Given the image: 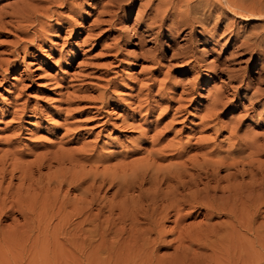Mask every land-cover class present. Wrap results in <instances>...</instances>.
<instances>
[{
	"label": "rangeland",
	"instance_id": "obj_1",
	"mask_svg": "<svg viewBox=\"0 0 264 264\" xmlns=\"http://www.w3.org/2000/svg\"><path fill=\"white\" fill-rule=\"evenodd\" d=\"M184 10L0 0V264H264L258 189L247 207L223 210L229 189L264 182V150L226 158L232 134L264 146V19ZM201 153L228 191L211 203L186 190L174 210L171 199L145 210L157 184L141 174L174 175L173 161L194 173ZM95 173L141 188L93 184Z\"/></svg>",
	"mask_w": 264,
	"mask_h": 264
},
{
	"label": "bare ground",
	"instance_id": "obj_2",
	"mask_svg": "<svg viewBox=\"0 0 264 264\" xmlns=\"http://www.w3.org/2000/svg\"><path fill=\"white\" fill-rule=\"evenodd\" d=\"M184 1L185 0H179V4L185 3L187 6V10H184L183 11L184 13L178 12V13H180V15L182 14L183 16L189 14L190 11L192 9H194V11L197 12L196 13L197 15L198 14L199 15H203V14L205 15V13H203L202 11H205V12L208 11L209 12L208 15L204 16L206 18V20L213 17L211 15L213 10H221L220 11L221 14H224L226 11H228V12L234 14L235 16L237 15L238 17H242V18H251V19L261 18V19H264V0H200L201 4H203V1H204L203 7H207V9H205V10L204 9L200 10V9L196 8L194 5H193L194 8H190V6L192 4L190 5ZM200 3H198V4H200ZM23 8L17 14L18 15L20 14V17H22V18L24 17V20H25L26 10H25V8L24 9ZM178 13H177V15H179ZM180 15H179V17H180ZM197 15L194 16L191 21H186V19L185 20L182 19L180 22L181 26L184 25V26H190L193 28V25L195 24L196 20L198 19ZM183 16H182V18H183ZM214 17H215V15H214ZM222 17H223V15H222ZM184 18H186V17H184ZM218 21H221V16L218 18ZM201 25L204 26L202 22H201ZM228 140H229L230 148L227 151L226 158L229 157L231 160H233V163L237 160V158L235 157L236 154L240 155L245 150H248V149L251 150L250 155H253V154L258 155V149L264 150L263 144L261 145V144L257 143L256 138H254L252 140L243 139V138L238 137L236 134H232L228 137ZM210 154L209 153H206V154L201 153L200 154L201 157H199V155L195 156L196 161H197L195 164H193V167H194L193 169L195 170V172L191 173V174L188 173L187 171H185L187 169L177 168V167L185 166V164L180 163L179 161H173L170 163L171 168L176 169V173L174 175L171 173H167V174H169V175H167V174H165L166 173L165 171H163V172L161 171V173H160L159 170L158 171L155 170L150 175V177L148 178L147 177V174L149 172L148 169L145 171V173H142L141 175H143V174L145 175V176H142V180L144 182L147 183L149 181V183H151V184H155V183L157 184V186L155 187V190L153 191V194L148 196L151 199H150V203L147 204V206L149 208H145V210L152 209L153 212L155 213L157 208L159 209L160 207L161 208L165 207L170 199H171V205L170 206L172 207V210H174L175 207H177V205L184 203L183 202V199L185 196L184 191H186V190L193 191V193H195V194H200V198L198 200H200L201 198H202V200L210 198L211 200H213V201H209L211 203L214 202L215 198L217 197L218 191H221V190L223 192L228 191L227 190V187L229 188L228 185H227V187H220V182L222 181V179L218 177L217 171L213 168V164L215 162H217V160L207 158V156H209ZM177 158H182V157L180 155ZM198 158H200V159H198ZM89 159L91 160V158H89ZM227 160H225L224 163H226ZM94 162H96V161H94ZM95 166H97V165H95ZM44 167H45V165L41 163L37 167L36 171H34L33 173H36L37 171L41 170ZM234 167L236 168L237 171H239L240 173H243L242 170H239L236 165H234ZM2 170L3 171L1 173L2 178L0 177V184L4 181L6 175H9L6 168H2ZM168 172H170V171H168ZM187 174H188L187 177H189L190 179L185 181V182L182 181L183 177H185ZM202 174H204L205 177H202ZM141 175H139V176H141ZM139 176H134V177H132V179L134 178V180L136 181V179H138ZM12 177H14V175H12ZM94 177L95 178L93 179V182H91V183L94 184V182L97 180H99L101 182V184L110 183V185L112 184L113 186H118V188H119L118 191L129 190L131 188H138V186H139L138 189L141 188L140 187L141 184H138V186H131L134 183H132V182L128 183L129 180L127 179V177H124L123 179H117L115 177H112V178L105 177L104 175H99L98 173H95ZM173 179L175 181L173 187H170L169 191L163 192V194H161V191H160L161 185H163L165 183H169V181H172ZM203 179H207V182H205L203 184V186H204L203 188H199L201 183H203ZM100 182L97 181L98 184ZM211 183L214 185L211 186ZM20 184H23V183H20ZM134 185H137V184H134ZM168 187H169V185H168ZM247 188L248 189H243L242 186H240L239 188L235 187L234 191L229 189L228 200L231 203L226 204L224 202L223 203V210H226V207H228V206H230L233 209L234 208L237 209V207H238L237 204L239 202L242 204L243 208L247 207V205L245 203H249L248 201H250V198H249L251 196L250 194L254 193V191H255L254 189H258L259 198L264 197V182L263 181L256 183V182H254V179H253V181L250 183L249 187H247ZM160 195H162V196L160 197ZM5 196L6 197L3 198L4 202H2L4 204L6 203V199L8 197H10L9 192L6 191ZM195 204H197L195 207H202V206L205 207L204 203H202V204L195 203ZM210 209H213V210L215 209L217 212H220V209H216V208H214V206H212V207L210 206ZM0 211H1L0 213L3 212L2 207L0 208ZM257 211H258V209H257ZM168 213H170V212H168ZM227 213H229V212H227ZM232 227L236 228V226L233 224H232ZM263 234H264V231H263Z\"/></svg>",
	"mask_w": 264,
	"mask_h": 264
}]
</instances>
